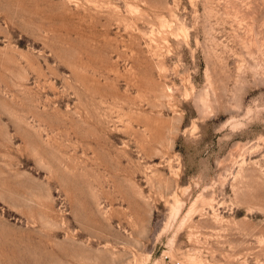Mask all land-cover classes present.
Returning a JSON list of instances; mask_svg holds the SVG:
<instances>
[{"label": "rangeland", "instance_id": "1", "mask_svg": "<svg viewBox=\"0 0 264 264\" xmlns=\"http://www.w3.org/2000/svg\"><path fill=\"white\" fill-rule=\"evenodd\" d=\"M0 264H264V0H0Z\"/></svg>", "mask_w": 264, "mask_h": 264}]
</instances>
